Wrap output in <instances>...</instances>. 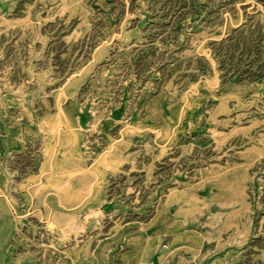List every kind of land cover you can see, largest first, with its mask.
<instances>
[{"label":"rangeland","instance_id":"rangeland-1","mask_svg":"<svg viewBox=\"0 0 264 264\" xmlns=\"http://www.w3.org/2000/svg\"><path fill=\"white\" fill-rule=\"evenodd\" d=\"M0 264H264V0H0Z\"/></svg>","mask_w":264,"mask_h":264}]
</instances>
